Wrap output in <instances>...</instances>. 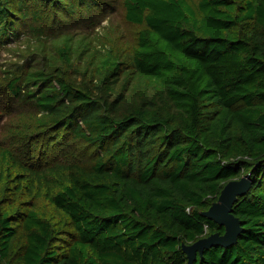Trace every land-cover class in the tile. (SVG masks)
Here are the masks:
<instances>
[{"label":"trees","instance_id":"1","mask_svg":"<svg viewBox=\"0 0 264 264\" xmlns=\"http://www.w3.org/2000/svg\"><path fill=\"white\" fill-rule=\"evenodd\" d=\"M32 1L0 0V47L18 21L50 36L49 7L84 32L8 78L34 108L13 135L52 128L92 152L44 164L0 148V264H187L183 243L224 233L203 212L244 175L237 243L194 264H264V0H122L141 26L126 49L85 29L111 0Z\"/></svg>","mask_w":264,"mask_h":264},{"label":"rangeland","instance_id":"2","mask_svg":"<svg viewBox=\"0 0 264 264\" xmlns=\"http://www.w3.org/2000/svg\"><path fill=\"white\" fill-rule=\"evenodd\" d=\"M33 1L30 0V4ZM45 26L47 27L48 35L42 36L44 40H40L36 36H31L28 30L18 21L17 26H21L20 35L11 36L8 44L0 47V148H10L13 152L20 155L28 163H48L60 157H66L67 148H74L73 143H62L57 137L61 131L49 129L44 134L31 137L28 141L20 136H14L13 130L20 123V118L29 117L34 113V108L30 104L20 101L19 96L10 87L8 78L16 77L30 70L33 67H38L40 61V46L45 44L48 50L47 55L54 53L52 42L59 34L66 32L75 33V36L80 37L84 31H76L78 25L84 20L80 19L75 22L71 28L67 26V21L59 20L60 17L68 19L65 15H58L57 19L51 20L54 16V9L49 7ZM95 23H92L87 29L94 35L99 33L103 39H108L116 48L126 49L136 42L137 34L141 26L130 23L124 16L122 0H111V5L98 3L93 13ZM81 18V17H79ZM63 22L65 24H63ZM23 30V31H22ZM29 33V34H28ZM71 72L68 71V74ZM74 78L75 76L71 74ZM71 79V78H69ZM25 87V86H24ZM26 90V87L23 88ZM33 126V122H28ZM66 147V148H65ZM81 150V151H80ZM77 152H71L75 156L81 155L83 159L88 157L92 152L91 148L81 146ZM84 153V157L83 154ZM6 185L1 186L3 191Z\"/></svg>","mask_w":264,"mask_h":264},{"label":"water","instance_id":"3","mask_svg":"<svg viewBox=\"0 0 264 264\" xmlns=\"http://www.w3.org/2000/svg\"><path fill=\"white\" fill-rule=\"evenodd\" d=\"M252 185L249 175L229 181L215 201L203 215L214 220L225 228L224 233L215 232L202 237L191 244L183 243V251L187 254V264H194L198 255L214 246L228 247L236 244L242 230L240 219L233 212L234 203L245 195Z\"/></svg>","mask_w":264,"mask_h":264}]
</instances>
